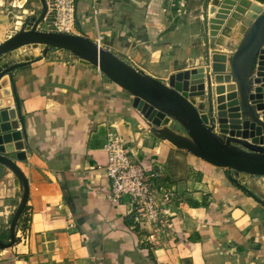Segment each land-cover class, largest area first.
I'll use <instances>...</instances> for the list:
<instances>
[{"label": "crops", "instance_id": "0c3cea01", "mask_svg": "<svg viewBox=\"0 0 264 264\" xmlns=\"http://www.w3.org/2000/svg\"><path fill=\"white\" fill-rule=\"evenodd\" d=\"M220 1L230 15L215 37L205 30L210 0H188L179 17L175 0H100L95 14L91 0H74L73 35L98 42L164 83L208 54L233 55L243 27L239 20L231 24V17L240 0ZM43 2L47 13L37 28L48 31L51 0H0V30L10 33L4 40L29 29L42 16ZM39 52L29 53L21 62L28 65L11 76L20 117L14 131L23 132L25 160L10 157L28 182L29 196L26 224L23 213L14 244L0 249V264H264V207L229 180L232 172L142 132L133 97L95 67L60 49ZM10 61L2 56L0 69ZM112 129L145 170L159 173L161 184L174 186L183 199L170 209L175 237L169 246L140 247L126 207L106 198L103 148ZM237 178L264 200V186L257 182L255 191L246 178ZM21 194V183L4 169L1 242L9 240Z\"/></svg>", "mask_w": 264, "mask_h": 264}, {"label": "water", "instance_id": "95a60500", "mask_svg": "<svg viewBox=\"0 0 264 264\" xmlns=\"http://www.w3.org/2000/svg\"><path fill=\"white\" fill-rule=\"evenodd\" d=\"M210 1L204 18L205 30L206 33L209 30L208 36L215 37L227 19L230 7L220 0ZM248 1L240 0L235 10V13L243 14L249 8L253 17L233 55L219 52L208 54L205 56L207 68L188 69L187 75L186 86L190 94H197L201 98L205 86L209 97L215 93L217 122L220 130L227 134L225 142L206 125L205 117L195 105L169 87L168 79L167 84H164L143 75L85 36L38 30V24L47 13L45 2L42 16L30 23L29 29L21 28L0 43V61L2 56H15L17 50L25 46H42L43 49H60L71 53L97 68L107 79L133 97L132 106L146 120L152 135L214 167L232 172L234 176H229V180L264 207V200L244 187L237 178V175L264 177V103L259 100L264 96V0H253L254 5ZM208 15L212 19L208 20ZM10 60L7 66L0 69V179L4 169H8L21 183L22 194L9 223V240L6 243L0 241V249L10 248L14 244L16 226L25 211L29 196L28 182L10 157L14 154L15 159L25 160L22 151L24 144L21 142L23 132L14 131L19 127L20 117L18 106L14 105L16 101L11 76L13 71L28 63H21L16 57ZM254 71L255 76L252 78ZM252 81L258 85L254 93H251ZM157 112L163 114L161 121L154 120ZM230 115L231 125H226L222 120H228ZM170 117L185 123L188 137L167 129ZM153 126L160 129L156 130ZM231 127L241 134H232ZM231 143L238 147H231Z\"/></svg>", "mask_w": 264, "mask_h": 264}, {"label": "built area", "instance_id": "2783aa9c", "mask_svg": "<svg viewBox=\"0 0 264 264\" xmlns=\"http://www.w3.org/2000/svg\"><path fill=\"white\" fill-rule=\"evenodd\" d=\"M99 1L91 0L94 14ZM187 2L175 0L177 17L183 14ZM49 12L48 32L73 35L74 0H51ZM103 150L107 158L103 170L109 181L107 200L126 207L140 247L152 251L169 246L175 237L174 215L170 209L183 202L179 191L174 186L161 184L159 173L145 170L115 130L107 131Z\"/></svg>", "mask_w": 264, "mask_h": 264}, {"label": "rangeland", "instance_id": "374dc122", "mask_svg": "<svg viewBox=\"0 0 264 264\" xmlns=\"http://www.w3.org/2000/svg\"><path fill=\"white\" fill-rule=\"evenodd\" d=\"M250 5H254L255 2L253 0H249L248 1ZM13 10H16L18 11L19 9L17 8H13ZM17 14V13H16ZM235 17L233 18L234 20L231 21V24H234L235 22H237L239 20V24L242 25L243 28H241V26L238 27L236 34V41L238 42L237 46L239 45L241 39L243 38V35H244V32L246 31V29L248 28L249 26V23L252 21V17L253 15L251 14V12L249 11V8H247L245 10V12L243 14H237L235 13L234 14ZM13 19V18H12ZM232 20V19H231ZM14 21H21L19 19H16ZM14 31V30H12ZM235 31H233L234 33ZM10 33H4L2 30H0V43H2L4 41V39L9 36ZM229 35V30L227 31L226 33V36ZM225 36V37H226ZM225 39H222L221 41H225ZM236 46V47H237ZM45 49H52V48H45ZM43 49L42 46H27L26 48L23 47V48H20L17 50L15 56H9V59H14L15 57L18 58L19 60L21 61H24L28 58V54L29 53H35V55H37L38 53H40L39 51H43L45 50ZM35 51V52H33ZM82 63H86V62H83L81 61ZM87 66L89 67H93L91 66L90 64L86 63ZM196 67H205L207 68V63L205 62V57H204V60L202 62H200V64H198ZM192 68H195V67H192ZM96 71H97V68H96ZM188 69L186 70H183V71H179V72H176L172 75L169 76V78L171 76H174V75H179L180 74H183V79H181V85L183 84V87L187 84L188 82ZM101 74V73H100ZM103 75V74H102ZM255 76V71L252 73V78H254ZM168 78V83L170 84V80ZM164 84H167V80L164 81ZM251 93H254L255 91V88L258 87L257 84H254L253 81L251 82ZM215 84L213 85L214 89H215ZM188 93H189V90H188ZM214 93V91H213ZM190 94V93H189ZM212 96V98H211ZM210 97H209V94L207 92V88L205 86V89H204V93L202 94L201 98H199V95L195 94L194 97L198 99V102L196 103V108L198 109V111L200 112L201 115H203L205 117V123L206 125L212 130V132L222 141V142H225L226 139H227V134L224 133L223 131L220 130L219 128V125H218V117H217V103H216V95L215 93L212 94ZM211 98V100H210ZM232 115L229 116V119L228 120H222L226 123V125H231V120H232ZM140 120V127H141V131L143 132H147V134L149 135H152L151 131H150V127L147 125V122L146 120L140 116L139 118ZM242 122L244 120V118L241 119ZM156 130L160 129V127H156V126H153ZM233 128V127H231ZM167 129L175 132L176 134H179L181 136H184V137H188V134H187V131H186V128H185V123L180 120V119H176V118H172L170 117V120H169V124L167 125ZM154 136V135H152ZM155 137V136H154ZM231 147H238L237 145H235L234 143H231L230 144ZM239 176L241 179H244L246 178V182H248L250 184L251 187H253V189H258L256 188V183L259 182V184L261 186H264V182L260 181V178H257V177H253V176H246V175H237ZM255 187V188H254ZM24 220L26 219L27 215H26V212L24 213ZM27 220V219H26Z\"/></svg>", "mask_w": 264, "mask_h": 264}, {"label": "bare ground", "instance_id": "6f19581e", "mask_svg": "<svg viewBox=\"0 0 264 264\" xmlns=\"http://www.w3.org/2000/svg\"><path fill=\"white\" fill-rule=\"evenodd\" d=\"M181 79H183V74H180V73H179V75L171 76L169 78V80H170L169 87L177 90L179 93H181L183 96H185L193 105H196V103L198 102V99L194 97L195 94L192 95V94L188 93V88L186 85L184 87H183V84L181 85V81H180ZM259 100H261L264 103V96L262 98H260ZM162 119H163V114L160 112H157L154 120L161 121ZM231 129H232L231 130L232 134H234V135L238 134L237 130H233V128H231ZM240 134H241V132H239L238 135H240Z\"/></svg>", "mask_w": 264, "mask_h": 264}, {"label": "trees", "instance_id": "16d2710c", "mask_svg": "<svg viewBox=\"0 0 264 264\" xmlns=\"http://www.w3.org/2000/svg\"><path fill=\"white\" fill-rule=\"evenodd\" d=\"M75 1H76V0H75ZM25 210H26V209H25ZM22 221H24V224H26V221H27V220H26V219H25V220L23 219Z\"/></svg>", "mask_w": 264, "mask_h": 264}]
</instances>
